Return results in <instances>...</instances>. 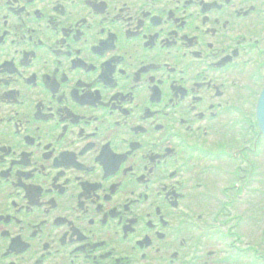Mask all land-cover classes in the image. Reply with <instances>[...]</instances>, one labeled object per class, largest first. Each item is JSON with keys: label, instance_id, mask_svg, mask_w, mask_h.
<instances>
[{"label": "flooded vegetation", "instance_id": "obj_1", "mask_svg": "<svg viewBox=\"0 0 264 264\" xmlns=\"http://www.w3.org/2000/svg\"><path fill=\"white\" fill-rule=\"evenodd\" d=\"M245 78L264 0H0V264H264Z\"/></svg>", "mask_w": 264, "mask_h": 264}, {"label": "water", "instance_id": "obj_2", "mask_svg": "<svg viewBox=\"0 0 264 264\" xmlns=\"http://www.w3.org/2000/svg\"><path fill=\"white\" fill-rule=\"evenodd\" d=\"M257 117L260 124L261 132L264 134V90L262 91L258 101Z\"/></svg>", "mask_w": 264, "mask_h": 264}, {"label": "rangeland", "instance_id": "obj_3", "mask_svg": "<svg viewBox=\"0 0 264 264\" xmlns=\"http://www.w3.org/2000/svg\"><path fill=\"white\" fill-rule=\"evenodd\" d=\"M245 80L242 81V83L244 84ZM242 103L245 105V106H248L247 104L250 103L252 101V105L254 104L255 105V98H254V95H252V98L248 96H246V93L245 91L242 92ZM253 105V106H254ZM253 106H252V109H253ZM254 110V109H253ZM264 176V175H263Z\"/></svg>", "mask_w": 264, "mask_h": 264}]
</instances>
